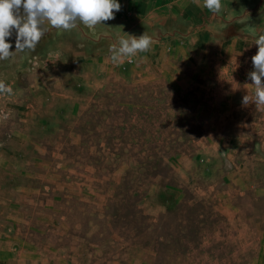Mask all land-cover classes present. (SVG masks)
Returning a JSON list of instances; mask_svg holds the SVG:
<instances>
[{
    "label": "rangeland",
    "instance_id": "rangeland-1",
    "mask_svg": "<svg viewBox=\"0 0 264 264\" xmlns=\"http://www.w3.org/2000/svg\"><path fill=\"white\" fill-rule=\"evenodd\" d=\"M253 56L183 87L93 55L27 112L0 94V264H264Z\"/></svg>",
    "mask_w": 264,
    "mask_h": 264
},
{
    "label": "crops",
    "instance_id": "crops-1",
    "mask_svg": "<svg viewBox=\"0 0 264 264\" xmlns=\"http://www.w3.org/2000/svg\"><path fill=\"white\" fill-rule=\"evenodd\" d=\"M121 10L115 18L94 28L80 24L66 31L50 27L34 52L25 50L7 60H0V80L13 89L12 106H35L31 96H42L44 84L58 79L59 64H75L82 57L88 63L93 55L112 63L109 47L127 34L153 37L150 50L135 56L136 64L147 63L158 70L153 76L181 80L187 86L207 72L217 71L220 64H230L258 52L256 37L264 33V0H221L219 14L204 8L203 0H119ZM22 11V10H21ZM16 32L9 38L15 51ZM61 54L55 64L48 54ZM123 57L120 62H124ZM35 64L41 67L34 68ZM161 66V67H160ZM150 73V72H148ZM150 75V74H148ZM24 118V117H23Z\"/></svg>",
    "mask_w": 264,
    "mask_h": 264
},
{
    "label": "clouds",
    "instance_id": "clouds-1",
    "mask_svg": "<svg viewBox=\"0 0 264 264\" xmlns=\"http://www.w3.org/2000/svg\"><path fill=\"white\" fill-rule=\"evenodd\" d=\"M199 3L200 0H194ZM204 8L213 14L222 10L221 0H203ZM119 0H0V60L13 58L16 53L29 50L34 52L38 43L51 28L71 31L80 24L94 28L115 18L121 10ZM22 10V11H21ZM16 32L15 51H11L9 38ZM121 36L117 43L109 47L113 62H119L123 57H132L140 52L150 50L154 43L153 37L146 32L140 36L127 34ZM259 46L258 52L252 57L254 70L248 75L255 86L254 94L249 92L243 97L244 106L255 103L257 109H264V33L255 39ZM62 59L60 53L48 54L47 62L55 64ZM35 64L34 68H40ZM0 94L12 95L13 89L0 80Z\"/></svg>",
    "mask_w": 264,
    "mask_h": 264
}]
</instances>
